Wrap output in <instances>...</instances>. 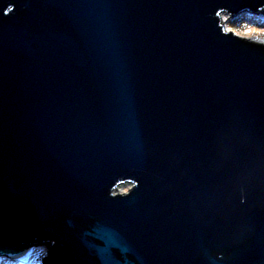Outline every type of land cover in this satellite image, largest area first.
I'll return each instance as SVG.
<instances>
[{
    "label": "water",
    "instance_id": "1",
    "mask_svg": "<svg viewBox=\"0 0 264 264\" xmlns=\"http://www.w3.org/2000/svg\"><path fill=\"white\" fill-rule=\"evenodd\" d=\"M245 12L0 0V258L264 264V43L220 18Z\"/></svg>",
    "mask_w": 264,
    "mask_h": 264
},
{
    "label": "rangeland",
    "instance_id": "2",
    "mask_svg": "<svg viewBox=\"0 0 264 264\" xmlns=\"http://www.w3.org/2000/svg\"><path fill=\"white\" fill-rule=\"evenodd\" d=\"M242 16H250L253 18H256L257 20H260L261 25H257L254 22L249 21L248 19H243ZM226 18V17H225ZM227 20V29L231 32H233L235 35H238L243 38H247L256 42L264 43V15H253V14H243L239 19L231 21L228 17ZM263 24V25H262ZM131 188V184L125 183L121 184L116 188L114 193L116 194H125L128 192V190ZM40 251V254L37 255L39 252H36L34 257V262L37 264H42L41 260L46 257L48 246L42 245L38 246V249ZM37 255V257H36ZM23 262H16V261H10L7 259L0 258V264H23ZM27 264H34V263H27Z\"/></svg>",
    "mask_w": 264,
    "mask_h": 264
},
{
    "label": "trees",
    "instance_id": "3",
    "mask_svg": "<svg viewBox=\"0 0 264 264\" xmlns=\"http://www.w3.org/2000/svg\"><path fill=\"white\" fill-rule=\"evenodd\" d=\"M241 15H243V14H241ZM241 15H239L237 18H235V19H233V20L239 19V18L241 17ZM242 17H243V19H248L249 21L254 22V23H256L257 25H261L260 20H257L256 18H253V17H250V16H242ZM233 20H232V21H233ZM262 25H263V24H262ZM37 249H38V247H33L32 252H31L30 255L27 257V259L24 261L23 264H27V263H34V264H37V263L34 262V260H35L34 257H35L36 252H39L37 255L40 254V251L37 250ZM37 255H36V257H37Z\"/></svg>",
    "mask_w": 264,
    "mask_h": 264
},
{
    "label": "built area",
    "instance_id": "4",
    "mask_svg": "<svg viewBox=\"0 0 264 264\" xmlns=\"http://www.w3.org/2000/svg\"><path fill=\"white\" fill-rule=\"evenodd\" d=\"M244 14H248L247 12H245ZM260 15H262L261 13H259ZM259 14H256V15H259ZM228 17L231 21L233 20V19H235V18H237V17H234V18H230L229 16H227V15H225V14H221L220 15V18H221V24H222V26H223V29H224V31L225 32H228L229 30L227 29V25H226V23H227V20H226V18Z\"/></svg>",
    "mask_w": 264,
    "mask_h": 264
},
{
    "label": "bare ground",
    "instance_id": "5",
    "mask_svg": "<svg viewBox=\"0 0 264 264\" xmlns=\"http://www.w3.org/2000/svg\"><path fill=\"white\" fill-rule=\"evenodd\" d=\"M29 252H30V249H27L25 254H22L21 256L17 257L15 261L20 262V261L25 260L26 256L29 254Z\"/></svg>",
    "mask_w": 264,
    "mask_h": 264
},
{
    "label": "clouds",
    "instance_id": "6",
    "mask_svg": "<svg viewBox=\"0 0 264 264\" xmlns=\"http://www.w3.org/2000/svg\"><path fill=\"white\" fill-rule=\"evenodd\" d=\"M240 15H241V14H240ZM255 15H256V14H255ZM31 252H32V250H31ZM29 253H30V252H29ZM27 256H28V255H27ZM27 256H26V257H27ZM26 259H27V258H26Z\"/></svg>",
    "mask_w": 264,
    "mask_h": 264
}]
</instances>
